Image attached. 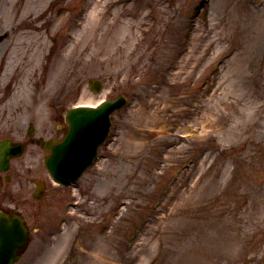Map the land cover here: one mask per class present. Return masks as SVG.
I'll list each match as a JSON object with an SVG mask.
<instances>
[{
  "label": "rangeland",
  "instance_id": "1",
  "mask_svg": "<svg viewBox=\"0 0 264 264\" xmlns=\"http://www.w3.org/2000/svg\"><path fill=\"white\" fill-rule=\"evenodd\" d=\"M260 1L0 0L3 133L62 137L70 107L129 99L75 184L34 198L19 167L16 264H264Z\"/></svg>",
  "mask_w": 264,
  "mask_h": 264
},
{
  "label": "water",
  "instance_id": "2",
  "mask_svg": "<svg viewBox=\"0 0 264 264\" xmlns=\"http://www.w3.org/2000/svg\"><path fill=\"white\" fill-rule=\"evenodd\" d=\"M89 87L93 92H99L103 88V80L90 78ZM125 102V96L120 95L98 106L80 105L67 111L68 131L65 137L60 141L52 139L46 142L51 154L46 156L44 164L56 181L69 184L92 164L99 145L109 132L111 114ZM22 152V144L11 146L3 142L5 161L11 155H20ZM28 232L29 228L19 214L0 215V264H14L20 258L28 242Z\"/></svg>",
  "mask_w": 264,
  "mask_h": 264
},
{
  "label": "flooded vegetation",
  "instance_id": "3",
  "mask_svg": "<svg viewBox=\"0 0 264 264\" xmlns=\"http://www.w3.org/2000/svg\"><path fill=\"white\" fill-rule=\"evenodd\" d=\"M1 41H0L1 44H3V40ZM1 62L2 64H1L0 72L2 73L3 60H1ZM63 124H65L66 128H65V131L62 137L56 138L55 136H52L48 139H45L43 135L35 137L34 136L35 133L34 132L30 133L29 129H27L26 133L28 136L27 138L22 139L21 137H19V133L21 130L17 129L18 127H15V128L13 127L12 129H8V132L4 131L3 133V114L0 115V215H3V213H7L11 215L12 214L22 215L21 211H22L23 202H25L24 198H21L14 193L12 194L9 193L11 182H13L15 176H17L18 173L21 172L22 170L19 167L22 168L24 166V172L28 176V181H30V183H32L34 186V189L32 191V196L34 198L43 197L45 186L49 178V172L47 168L44 165V168H42V171L40 170L38 171L41 177L39 180V179H36V177L29 176V173L30 174L33 173L34 168L32 167L37 165L36 163L37 159L24 161V162L19 159L22 158L25 153H30L34 155V154H37V151L39 152V149H42L43 151H45L44 158H43L44 160L45 157L51 153L46 148V142L52 139L56 141L61 140L63 139V137L68 131V126L65 121V116H64ZM63 124L62 126L59 124L57 128L60 127L59 129H62L61 127H63ZM34 130H35V126L33 127V131ZM5 139L9 140L11 146L21 142L23 145L22 154L18 156H10V158L5 161L4 156H3V140ZM43 164H44V161H43ZM37 195L39 196L37 197Z\"/></svg>",
  "mask_w": 264,
  "mask_h": 264
},
{
  "label": "bare ground",
  "instance_id": "4",
  "mask_svg": "<svg viewBox=\"0 0 264 264\" xmlns=\"http://www.w3.org/2000/svg\"><path fill=\"white\" fill-rule=\"evenodd\" d=\"M82 104H89V103H82ZM78 105H81V104H78Z\"/></svg>",
  "mask_w": 264,
  "mask_h": 264
}]
</instances>
